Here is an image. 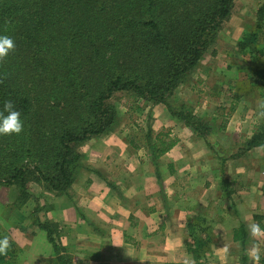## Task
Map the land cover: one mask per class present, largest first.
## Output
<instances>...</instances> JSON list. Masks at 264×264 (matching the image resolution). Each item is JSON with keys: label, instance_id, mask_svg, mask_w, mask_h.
I'll list each match as a JSON object with an SVG mask.
<instances>
[{"label": "trees", "instance_id": "obj_1", "mask_svg": "<svg viewBox=\"0 0 264 264\" xmlns=\"http://www.w3.org/2000/svg\"><path fill=\"white\" fill-rule=\"evenodd\" d=\"M231 5L232 0H0V35L14 41L0 58V110L11 100L23 120L20 133L0 135V184L17 187L16 206L31 198L30 181L54 195H67L82 163L78 146L108 133L116 122L110 102L116 92L168 106L174 89L200 63ZM256 14L264 41V3ZM248 44L258 63L255 44ZM260 72L264 77L263 68ZM170 111L197 136L208 134L209 124L190 107ZM160 135L153 143L148 139L154 162L176 142ZM255 147H264V121L230 157ZM226 159L221 158L222 164ZM226 182L221 175L220 185L229 193ZM193 222L188 220L185 249L198 260L210 226ZM33 223L53 247L50 264H73L55 240L52 222L35 217ZM248 238L245 223L232 228L231 240L242 249ZM9 243L0 264H15L20 249L10 238Z\"/></svg>", "mask_w": 264, "mask_h": 264}, {"label": "rangeland", "instance_id": "obj_2", "mask_svg": "<svg viewBox=\"0 0 264 264\" xmlns=\"http://www.w3.org/2000/svg\"><path fill=\"white\" fill-rule=\"evenodd\" d=\"M263 3L264 0H232L229 15L214 40L189 78L174 89L168 98V106L133 97L127 92H116L110 99L116 109V122L108 133L78 146L83 155L82 163L67 195H54L36 181H30L31 198L22 207H17V187L0 184V229L20 249L15 264H50L54 258L45 231L33 223L35 217L52 222L53 236L73 264H90L88 258L96 246L83 240L75 242L78 237L75 231L86 224L85 232L92 231L97 235L100 232L94 228L95 222L80 212L85 203L80 202L78 192L85 187L91 188L88 174L109 171L107 167L111 169L115 164L122 172L135 171L136 163L140 164L141 172L145 168L153 171L160 186L159 197L171 194L165 186L163 189L166 176L173 172L182 174L181 179L187 186L181 191L180 204L189 211L184 218L185 241L190 239V227H187L190 218L195 223L201 221V228L210 226L209 242L201 249L200 258H194L195 263L252 264L247 249L257 244L264 250V236L253 237L248 230V225L253 222L264 225V147H255L236 158L230 156L238 152L242 142L264 121V77L260 72V68L264 69V41L256 26L257 9ZM249 42L258 50V63L252 59L254 51ZM241 43L246 45L242 47ZM181 105L190 107L195 116L209 124L205 137L197 136L171 114V109L176 110ZM156 134L175 139L171 147L175 156L181 151L180 158L170 163L171 166L165 165L166 161H158L160 157L156 162L151 157L148 139L155 142ZM107 136L120 139L115 146L122 149V155L112 148L106 154L111 157L106 163L93 150L95 144ZM222 157L227 158L223 164ZM221 175L227 180L229 193L220 185ZM53 197H62L56 199L60 201V211L67 204L74 206V215L67 211L59 215V210L54 211ZM243 219L249 238L242 249L231 243V230L233 224ZM195 231L200 232L199 229ZM88 242L92 243L91 239ZM260 264H264V257Z\"/></svg>", "mask_w": 264, "mask_h": 264}, {"label": "crops", "instance_id": "obj_3", "mask_svg": "<svg viewBox=\"0 0 264 264\" xmlns=\"http://www.w3.org/2000/svg\"><path fill=\"white\" fill-rule=\"evenodd\" d=\"M119 143L120 139L117 136H107L95 144L93 151L96 150L97 156L107 163L109 158L111 159L110 154L106 155L108 150L113 148L114 152L122 155L120 151L122 149L119 150V147L115 146ZM180 156L181 151L175 156L174 148H171L161 155L158 161H166L165 165L171 166L170 163H175ZM115 165L111 169L108 166L109 171L88 174L92 181L91 188L85 187L78 192L80 202L85 203L80 212L94 221V228L99 230L100 235H104L101 237L92 231L85 232L84 223L79 227L82 229L75 231L78 236L74 239L75 242L83 240L88 245L96 246L95 249L91 248L94 252L88 258L89 263L185 264L186 261H191L192 264H196L193 255L185 249L184 218L189 211L180 204L183 195L181 191L187 186L181 179L182 174L173 172L167 175L164 180L167 185L163 184V189L165 186V190L171 194L159 197L160 186L150 168H145L141 172L140 164L136 163L135 169L137 166L138 168L135 171L133 169L122 172L121 168ZM116 168L118 171H114ZM108 186H112V189ZM176 193L179 195H175ZM58 198L62 197H53L54 211L60 209V201L56 200ZM67 205L58 211L59 215L60 212L66 211L74 215V206ZM241 222L246 223V220L243 219ZM238 224H233V227ZM90 239L92 243L88 242ZM104 243L107 245L104 246ZM231 243L237 245L236 242Z\"/></svg>", "mask_w": 264, "mask_h": 264}, {"label": "clouds", "instance_id": "obj_4", "mask_svg": "<svg viewBox=\"0 0 264 264\" xmlns=\"http://www.w3.org/2000/svg\"><path fill=\"white\" fill-rule=\"evenodd\" d=\"M13 47L14 41L11 37L0 35V58L6 56ZM22 130L23 120L20 118L19 111L14 108L11 100L5 101L3 109L0 110V135L18 134ZM248 230L253 237L264 236V228H262L259 223H251L248 225ZM9 247L10 243L8 236H0V256L7 254ZM246 254L252 264H260L262 257H264V250H262L259 245L254 244L251 248L247 249ZM185 264H192V262L186 261Z\"/></svg>", "mask_w": 264, "mask_h": 264}]
</instances>
